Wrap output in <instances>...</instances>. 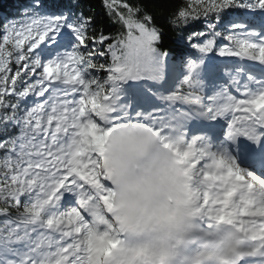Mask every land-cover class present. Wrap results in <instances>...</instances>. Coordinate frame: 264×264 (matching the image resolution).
Returning a JSON list of instances; mask_svg holds the SVG:
<instances>
[{"label":"snow or ice","instance_id":"obj_1","mask_svg":"<svg viewBox=\"0 0 264 264\" xmlns=\"http://www.w3.org/2000/svg\"><path fill=\"white\" fill-rule=\"evenodd\" d=\"M0 8V264H264V0Z\"/></svg>","mask_w":264,"mask_h":264},{"label":"trees","instance_id":"obj_2","mask_svg":"<svg viewBox=\"0 0 264 264\" xmlns=\"http://www.w3.org/2000/svg\"><path fill=\"white\" fill-rule=\"evenodd\" d=\"M14 3V0H0V8H4L7 11L11 12L13 9L10 7Z\"/></svg>","mask_w":264,"mask_h":264}]
</instances>
